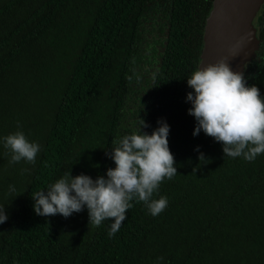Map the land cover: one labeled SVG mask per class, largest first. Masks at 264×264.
<instances>
[{
    "label": "trees",
    "instance_id": "16d2710c",
    "mask_svg": "<svg viewBox=\"0 0 264 264\" xmlns=\"http://www.w3.org/2000/svg\"><path fill=\"white\" fill-rule=\"evenodd\" d=\"M207 9L194 15L198 28ZM136 12L133 0H0V137L20 130L40 145L34 163H9L0 144V206L8 217L0 223V264H264V152L251 161L224 156L211 136L192 135L186 77L203 29L187 39L184 11H174L169 70L144 100L138 36L127 28ZM262 17L260 47L244 77L264 96V10ZM132 98H139L135 110ZM130 117L135 129L123 123ZM138 117L148 133L158 118L170 125L177 174L153 193L168 200L162 212L152 216L133 200L111 237V218L88 224L86 209L67 218L34 213L31 193L65 172L95 178L114 167L105 148L136 130Z\"/></svg>",
    "mask_w": 264,
    "mask_h": 264
},
{
    "label": "clouds",
    "instance_id": "9594fccd",
    "mask_svg": "<svg viewBox=\"0 0 264 264\" xmlns=\"http://www.w3.org/2000/svg\"><path fill=\"white\" fill-rule=\"evenodd\" d=\"M191 91L185 100L190 103L188 114L195 119L192 135L201 131L220 142L224 156L254 160L264 152V96L255 84L246 83L244 73L233 70L226 59L199 64L187 77ZM151 133L142 131L147 123L138 117L136 130L125 131L111 141L110 157L114 167L95 178L70 171L49 183L46 188L31 193L32 209L36 215L60 214L67 218L74 212L87 210L88 224L99 226L105 219L111 223L107 235L115 234L126 218L131 201L144 203L152 216L168 204L165 196L153 198L164 179L177 174L174 156L168 146L170 125L157 119ZM19 125V122H18ZM0 144L10 152L9 163L24 160L34 163L40 145L17 130L0 137ZM198 152V159L204 158ZM9 191H15L8 185ZM5 206H0V223L7 219ZM157 259H160L159 257Z\"/></svg>",
    "mask_w": 264,
    "mask_h": 264
},
{
    "label": "flooded vegetation",
    "instance_id": "af4514ba",
    "mask_svg": "<svg viewBox=\"0 0 264 264\" xmlns=\"http://www.w3.org/2000/svg\"><path fill=\"white\" fill-rule=\"evenodd\" d=\"M137 8L136 17L133 20L130 14L129 28L133 33H137L138 44L137 51L134 53L136 65V73H138L137 88L142 91L144 100L150 96L154 89L161 85L165 74L169 70L164 63L167 49L171 40V29L173 25V14L176 9L184 11V17L181 18L188 30L187 39L191 40L197 29L204 30L206 26V17L209 12L212 0H133ZM208 4L207 12L202 21V27L198 28L195 24L194 15L196 12L202 11L204 6ZM264 5L259 10L254 18V24L257 27V36L260 42L261 39V25L263 23L262 12ZM135 22V25H134ZM178 24L179 21H176ZM192 43V42H189ZM139 59V60H138ZM198 61V60H197ZM137 95H140L137 93ZM147 95V96H146ZM139 98L134 101L133 98L128 102L136 109L139 105ZM136 104V105H135ZM137 118V116L135 115ZM135 118H125L123 123L126 127L135 129V124H131Z\"/></svg>",
    "mask_w": 264,
    "mask_h": 264
},
{
    "label": "water",
    "instance_id": "95a60500",
    "mask_svg": "<svg viewBox=\"0 0 264 264\" xmlns=\"http://www.w3.org/2000/svg\"><path fill=\"white\" fill-rule=\"evenodd\" d=\"M262 5L264 0H212L196 67L223 58L245 75L260 47L254 18Z\"/></svg>",
    "mask_w": 264,
    "mask_h": 264
}]
</instances>
